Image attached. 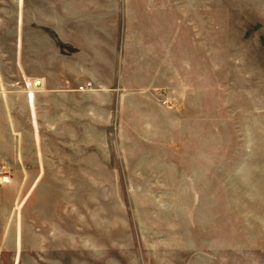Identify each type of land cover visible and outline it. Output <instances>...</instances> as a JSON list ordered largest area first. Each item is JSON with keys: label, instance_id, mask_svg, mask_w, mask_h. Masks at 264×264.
Here are the masks:
<instances>
[{"label": "crops", "instance_id": "0c3cea01", "mask_svg": "<svg viewBox=\"0 0 264 264\" xmlns=\"http://www.w3.org/2000/svg\"><path fill=\"white\" fill-rule=\"evenodd\" d=\"M119 3L115 20L113 0L17 1L8 53L0 16V264L4 250L67 264V186L130 183L119 170L161 168L209 120L194 112L208 49L205 65L178 27L188 6Z\"/></svg>", "mask_w": 264, "mask_h": 264}, {"label": "rangeland", "instance_id": "374dc122", "mask_svg": "<svg viewBox=\"0 0 264 264\" xmlns=\"http://www.w3.org/2000/svg\"><path fill=\"white\" fill-rule=\"evenodd\" d=\"M17 1L22 13L24 0H0L7 53ZM179 2L188 6L178 8L179 32L198 42L205 65L208 49L194 112L209 120L161 168L119 170L130 183L67 186V210H78L66 216L67 264H264V0ZM3 256L11 264L15 252Z\"/></svg>", "mask_w": 264, "mask_h": 264}, {"label": "bare ground", "instance_id": "6f19581e", "mask_svg": "<svg viewBox=\"0 0 264 264\" xmlns=\"http://www.w3.org/2000/svg\"><path fill=\"white\" fill-rule=\"evenodd\" d=\"M2 177H3V176H2ZM2 179L6 180V181L8 180V178H7V177H4V178H2Z\"/></svg>", "mask_w": 264, "mask_h": 264}, {"label": "built area", "instance_id": "2783aa9c", "mask_svg": "<svg viewBox=\"0 0 264 264\" xmlns=\"http://www.w3.org/2000/svg\"><path fill=\"white\" fill-rule=\"evenodd\" d=\"M3 170V168L2 167H0V171H2ZM4 177V176H3ZM0 178H2V177H0Z\"/></svg>", "mask_w": 264, "mask_h": 264}]
</instances>
